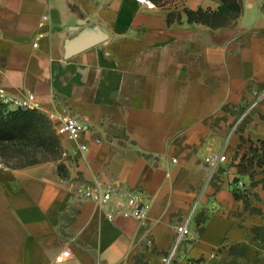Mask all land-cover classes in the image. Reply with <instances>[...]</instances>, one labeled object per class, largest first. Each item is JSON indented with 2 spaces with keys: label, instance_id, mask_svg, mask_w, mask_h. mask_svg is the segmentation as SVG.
<instances>
[{
  "label": "crops",
  "instance_id": "crops-1",
  "mask_svg": "<svg viewBox=\"0 0 264 264\" xmlns=\"http://www.w3.org/2000/svg\"><path fill=\"white\" fill-rule=\"evenodd\" d=\"M154 1L0 0V84L56 133L65 114L92 125L57 133L58 158L0 165V264H161L196 200L172 264H264V0ZM95 177L138 191L146 219L76 193Z\"/></svg>",
  "mask_w": 264,
  "mask_h": 264
},
{
  "label": "built area",
  "instance_id": "built-area-1",
  "mask_svg": "<svg viewBox=\"0 0 264 264\" xmlns=\"http://www.w3.org/2000/svg\"><path fill=\"white\" fill-rule=\"evenodd\" d=\"M146 5L147 8H155L154 0H137ZM49 22L48 14L42 15L41 23ZM43 33L38 35L41 37ZM261 95L241 114L244 117L259 101ZM0 105L9 109H37L36 95L33 91H25L15 93L6 86L0 84ZM91 122L87 116H76L65 114L61 116V121L57 126V133L61 136L79 141L82 134L91 129ZM99 141V139H97ZM78 147L81 151H86L88 145L79 142ZM228 161V156L225 152H213L205 155L203 159V167L207 175V181L215 178L216 173ZM2 163L0 162V165ZM76 193L80 196L91 199L99 207L105 210V215L108 219H114L117 216L136 218L139 220L146 219L150 203L144 201L142 195L138 191H133L123 188L115 183H106L95 177L90 182L78 183ZM199 200L193 202L189 213L176 225L175 236L169 250L161 256V264H172L180 245L190 235V223L194 215L195 209ZM152 241L149 240V243ZM71 251L68 247L63 249V256L69 257ZM191 262V261H189Z\"/></svg>",
  "mask_w": 264,
  "mask_h": 264
},
{
  "label": "rangeland",
  "instance_id": "rangeland-1",
  "mask_svg": "<svg viewBox=\"0 0 264 264\" xmlns=\"http://www.w3.org/2000/svg\"><path fill=\"white\" fill-rule=\"evenodd\" d=\"M16 111L0 105V162L19 166L47 158H58L62 149L59 136L44 114H29L24 122V131L9 130L5 119ZM243 113V112H242ZM247 115V114H246Z\"/></svg>",
  "mask_w": 264,
  "mask_h": 264
},
{
  "label": "trees",
  "instance_id": "trees-1",
  "mask_svg": "<svg viewBox=\"0 0 264 264\" xmlns=\"http://www.w3.org/2000/svg\"><path fill=\"white\" fill-rule=\"evenodd\" d=\"M230 1L231 3L229 5L233 10L239 9V5L235 2V0H230ZM14 111H16L14 115H11V117H7L4 121L5 122L4 124H5V127L9 126L10 131L19 130L18 131L19 133H22L25 130L23 125H24L25 120L28 118V115L35 114L36 112H40L36 109H29V110L14 109ZM261 148L263 149V152H264V143H261ZM258 155H260V159H259L260 161L261 159L264 160V153H259ZM251 162H252V159H249V161L246 164H244L246 169L251 170L252 168ZM235 193H237V191H235Z\"/></svg>",
  "mask_w": 264,
  "mask_h": 264
}]
</instances>
